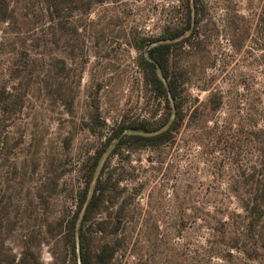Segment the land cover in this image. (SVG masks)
I'll return each mask as SVG.
<instances>
[{
    "label": "rangeland",
    "instance_id": "rangeland-1",
    "mask_svg": "<svg viewBox=\"0 0 264 264\" xmlns=\"http://www.w3.org/2000/svg\"><path fill=\"white\" fill-rule=\"evenodd\" d=\"M6 2L0 264H74L96 157L90 264H264V0Z\"/></svg>",
    "mask_w": 264,
    "mask_h": 264
},
{
    "label": "trees",
    "instance_id": "trees-1",
    "mask_svg": "<svg viewBox=\"0 0 264 264\" xmlns=\"http://www.w3.org/2000/svg\"><path fill=\"white\" fill-rule=\"evenodd\" d=\"M9 3L6 2V0H0V22H6L11 18V13L9 11ZM182 34V33H180ZM179 35H176L175 37H163L157 46H155L153 49H151L148 53V55H143L141 64L144 66V68L147 69V72L149 76L151 77V83L157 88L161 89L164 93V96L166 98V103L171 106L173 104L174 108L179 107L180 105L176 103L177 100V94H176V88L173 85V82L169 80L168 75V61L162 57V51L169 47L170 45L166 43L167 40H171L172 38H178ZM175 104V105H174ZM127 130H134V131H142L146 134H150L153 136L152 138H169L170 135V129H163L160 128H150L147 127L146 124H140V125H133L125 127ZM135 135H130L129 138H134ZM100 158L96 157L95 161L93 163L92 168L90 169L88 181L86 184V187L84 189V195L81 200V203L78 207V210L76 212V215L74 219L71 221V242H72V250L75 256V262L74 264H78V261H81V264H90L87 258V254L85 251V240H86V233H85V227L87 224V218L88 214H90L93 204L98 199V195L96 191H94L91 196L89 197V192L91 188V184L95 175V170L97 168L98 162ZM84 210V216L81 220H79L80 212ZM80 221V222H79ZM112 253V252H111ZM113 254V253H112ZM111 255V254H110Z\"/></svg>",
    "mask_w": 264,
    "mask_h": 264
},
{
    "label": "water",
    "instance_id": "water-1",
    "mask_svg": "<svg viewBox=\"0 0 264 264\" xmlns=\"http://www.w3.org/2000/svg\"><path fill=\"white\" fill-rule=\"evenodd\" d=\"M80 264H81V261L79 260Z\"/></svg>",
    "mask_w": 264,
    "mask_h": 264
}]
</instances>
